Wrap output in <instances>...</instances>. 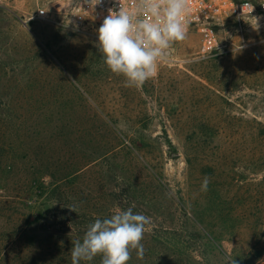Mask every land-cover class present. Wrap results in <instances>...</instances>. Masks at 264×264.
<instances>
[{
	"label": "rangeland",
	"instance_id": "374dc122",
	"mask_svg": "<svg viewBox=\"0 0 264 264\" xmlns=\"http://www.w3.org/2000/svg\"><path fill=\"white\" fill-rule=\"evenodd\" d=\"M72 1L10 0L0 7V144L6 128H16L10 139L25 144L23 151L44 143L53 154L47 159L100 163L84 175V197L114 193L117 175L133 189L142 179L150 194L132 202L151 218L149 245L133 264H229L223 255L264 248V208L236 188L249 178L252 195L264 191V12L241 25L212 24L218 43L208 52L202 33L191 30L173 45L171 60L136 88L107 68L91 31L59 23L53 6ZM37 3L52 12L48 20L33 18ZM185 210L194 213L193 229ZM226 212L233 216L228 224ZM220 231L226 241L214 248L209 241Z\"/></svg>",
	"mask_w": 264,
	"mask_h": 264
},
{
	"label": "trees",
	"instance_id": "16d2710c",
	"mask_svg": "<svg viewBox=\"0 0 264 264\" xmlns=\"http://www.w3.org/2000/svg\"><path fill=\"white\" fill-rule=\"evenodd\" d=\"M16 131L19 132L16 128L11 131L6 128L0 144V171L6 183L0 185L4 192L0 194V221H2L0 264H72V242L82 240L90 224L96 219L110 218L114 213L125 211L129 207H132L133 213L137 214L139 211L132 199L143 201L148 197L147 194H150L149 186L142 179L140 185L133 189L124 181L125 176L121 178L117 175V191L100 196L88 194L84 197L85 192L82 189L84 175L89 171L88 169L100 166V163L94 161L84 165L74 157H69L67 160L60 159V156L57 160L47 159L46 157H51L53 154L49 145L44 143L35 147L34 144H27V150L23 151L25 144L18 146L10 139L11 134H15ZM260 131L261 137L264 138L263 124L260 125ZM24 132L30 133L27 129H24ZM48 154L50 156H46ZM28 157H34V162ZM48 169H51L49 173H45ZM24 173L28 176L24 177L19 185L18 180L14 181L13 186L16 188H10L9 181L12 183L16 176ZM44 174L47 177H44ZM249 181V178L240 179L242 185L236 188L239 192L243 191L245 200L253 197L256 207L264 208V191L257 189L252 195ZM236 182L238 180L232 178L229 187H235ZM89 191L93 194L91 190ZM224 197L227 201L232 199L229 194ZM70 208H74L75 211ZM190 212L185 210L186 216L190 219L188 227L193 229L196 221L195 217L189 216L194 215L192 210ZM225 217L226 221L223 223H231L233 217L231 213L226 212ZM222 227L226 231V225ZM234 227L237 228L236 224ZM146 231L147 227L144 235ZM220 234L216 239L209 241L214 248L216 246L221 248L218 243L226 241L221 231ZM187 238L191 240V235L188 234ZM141 243L146 253L149 243L144 236ZM186 251H189L187 246ZM223 256L228 262L235 260L236 264H262L264 248L254 245L250 247L248 254ZM101 259V255L98 254L91 261L82 260L80 264H101ZM134 260H142L137 258L135 250L131 252L127 264H133Z\"/></svg>",
	"mask_w": 264,
	"mask_h": 264
},
{
	"label": "clouds",
	"instance_id": "9594fccd",
	"mask_svg": "<svg viewBox=\"0 0 264 264\" xmlns=\"http://www.w3.org/2000/svg\"><path fill=\"white\" fill-rule=\"evenodd\" d=\"M85 2L94 7L100 0ZM119 5L118 11L109 10L99 27L96 47L107 68L125 77V86L139 88L156 75L159 63L167 62L173 45L186 38L189 0H132L128 7L119 0ZM209 183L205 176L202 189L207 190ZM150 222V217L134 214L132 207L110 218L96 219L82 240L72 242V264L91 261L98 254L101 264H127L133 250L143 259L141 241Z\"/></svg>",
	"mask_w": 264,
	"mask_h": 264
},
{
	"label": "built area",
	"instance_id": "2783aa9c",
	"mask_svg": "<svg viewBox=\"0 0 264 264\" xmlns=\"http://www.w3.org/2000/svg\"><path fill=\"white\" fill-rule=\"evenodd\" d=\"M9 1L0 0V7L7 6ZM120 3L128 7L132 0H120ZM119 6V0H100L94 7H90L85 0H73L67 6L56 3L53 14L60 16L59 23L63 27L74 31H91L98 38V29L109 10L118 11ZM189 9L187 33L197 28L203 35V50L208 52L214 50L218 43L212 24L233 21L241 25L245 18L264 12V0H189ZM51 13L48 6L37 3L33 18L48 20ZM170 57L171 53L167 61L171 60Z\"/></svg>",
	"mask_w": 264,
	"mask_h": 264
}]
</instances>
